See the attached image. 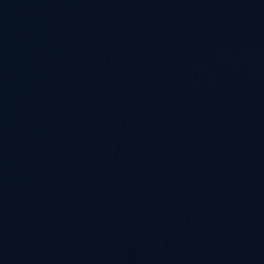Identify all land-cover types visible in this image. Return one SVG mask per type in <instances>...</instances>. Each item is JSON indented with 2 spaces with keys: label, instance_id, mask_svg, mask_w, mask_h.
<instances>
[{
  "label": "water",
  "instance_id": "1",
  "mask_svg": "<svg viewBox=\"0 0 264 264\" xmlns=\"http://www.w3.org/2000/svg\"><path fill=\"white\" fill-rule=\"evenodd\" d=\"M0 264H264V0H0Z\"/></svg>",
  "mask_w": 264,
  "mask_h": 264
}]
</instances>
